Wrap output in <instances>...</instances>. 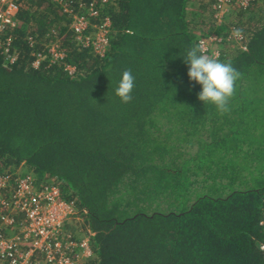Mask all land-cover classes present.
Instances as JSON below:
<instances>
[{"label":"trees","instance_id":"16d2710c","mask_svg":"<svg viewBox=\"0 0 264 264\" xmlns=\"http://www.w3.org/2000/svg\"><path fill=\"white\" fill-rule=\"evenodd\" d=\"M256 1L214 26L192 0H24L9 32L19 57L0 51V175L60 189L70 230L94 234L81 264H264V18L245 19ZM75 15L90 20L80 39ZM106 18L100 51L90 40ZM237 30L245 49L227 40ZM211 35L223 40L207 54L241 73L224 115L184 62ZM126 69L129 104L115 94Z\"/></svg>","mask_w":264,"mask_h":264},{"label":"built area","instance_id":"2783aa9c","mask_svg":"<svg viewBox=\"0 0 264 264\" xmlns=\"http://www.w3.org/2000/svg\"><path fill=\"white\" fill-rule=\"evenodd\" d=\"M253 1L215 0L214 24L223 23L225 17L233 12V7L247 9ZM21 6H25L24 0H0V51L9 63H14L19 57V51L13 50L15 37L9 32L18 26ZM88 15L97 18L98 11H93L91 7ZM89 25L90 20L84 15L74 16L73 28L79 39ZM110 27L111 21L106 18L99 26L96 38L90 40L100 51L108 45ZM3 34L8 36L3 38ZM235 37L229 35L227 40L236 42L244 38L240 35ZM28 39L32 40L31 37ZM222 40L212 35L203 40L207 52L210 43ZM58 49L57 44L51 45L49 50L53 59L64 57V52ZM213 54L217 58L220 51L214 50ZM35 57L33 65L38 67L45 55L37 52ZM72 68L71 73L75 71ZM72 215V205L63 200L58 187L52 185L38 189L29 176L19 178L13 185L8 176L0 175V264H81V259L92 255L89 243L94 234L82 228L71 231ZM19 218L20 224L17 225ZM75 226L77 227L78 223ZM78 236L81 241L77 239ZM261 247L264 249V244Z\"/></svg>","mask_w":264,"mask_h":264},{"label":"clouds","instance_id":"9594fccd","mask_svg":"<svg viewBox=\"0 0 264 264\" xmlns=\"http://www.w3.org/2000/svg\"><path fill=\"white\" fill-rule=\"evenodd\" d=\"M235 34L239 35V30ZM184 62L189 66L190 81L199 84L202 88L198 93L199 101L205 105H214L221 115L227 114L230 111L229 104L235 95L236 83L241 78V73L233 67L231 61L221 62L214 56L208 55L206 43L203 40L188 49ZM134 87L135 78L131 70H124L115 90L121 103L132 102Z\"/></svg>","mask_w":264,"mask_h":264},{"label":"crops","instance_id":"0c3cea01","mask_svg":"<svg viewBox=\"0 0 264 264\" xmlns=\"http://www.w3.org/2000/svg\"><path fill=\"white\" fill-rule=\"evenodd\" d=\"M201 1L202 2H194L193 1V6H197L198 10L207 9V12H205L206 16H203L204 19H207V21H206L207 25L213 24L214 26H216L213 22V16H212V11H211L213 9V2L208 1V0H204V1L201 0ZM256 2H257L256 3L257 5L255 7V10L254 11L251 10V13L246 14V17H247L246 19L251 17L252 18L251 23H253V24H257L256 21L258 19L264 18V13H263L264 11H261V8L264 9V2L261 0H257ZM210 13H211V17L208 16V15H210ZM233 20L234 19L232 17H228L227 23L232 22ZM251 28H253V27L251 26Z\"/></svg>","mask_w":264,"mask_h":264},{"label":"rangeland","instance_id":"374dc122","mask_svg":"<svg viewBox=\"0 0 264 264\" xmlns=\"http://www.w3.org/2000/svg\"><path fill=\"white\" fill-rule=\"evenodd\" d=\"M192 1H194V2H202L201 0H192ZM204 1V0H203ZM192 11H199L198 10V8H197V6H192V8H190ZM235 9V7H233V12L231 13V14H229L228 16L229 17H232L233 19L235 18V14H236V12H238L239 10H241L240 8H238V7H236V9ZM244 10V9H243ZM247 17H245V19H246ZM199 20H204V21H207V19H204V17L203 16H200L199 15V13L196 15V17H195V21H199ZM236 32L235 31H230V32H228V35H232V36H237L236 34H235ZM239 35L240 36H243L242 34H240L239 33ZM89 38V37H88ZM236 38V37H235ZM241 41L242 40H236V42L235 43H237V48H242V49H245V47L244 46H242L241 47V45H240V43H241ZM232 47V46H231ZM236 48V49H237ZM215 50H218V49H215ZM216 53H218L217 51H215ZM67 66H69V70H70V65H67ZM72 68V67H71ZM71 72V71H70ZM69 72V73H70ZM193 152H194V150H193ZM23 170H25V169H21V171H23ZM252 186H257L256 185V183H253V185ZM154 209H157V207H155ZM153 208H149V207H146L145 209H144V211L145 212H148V213H152L153 212V210H154ZM158 209H161V208H158ZM163 210V209H162ZM85 262L86 261V259L85 258H83V259H81V262Z\"/></svg>","mask_w":264,"mask_h":264}]
</instances>
